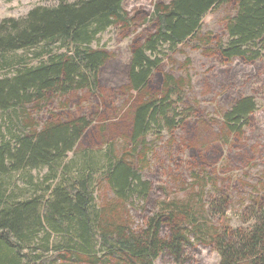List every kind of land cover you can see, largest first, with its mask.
<instances>
[{
    "label": "trees",
    "instance_id": "trees-1",
    "mask_svg": "<svg viewBox=\"0 0 264 264\" xmlns=\"http://www.w3.org/2000/svg\"><path fill=\"white\" fill-rule=\"evenodd\" d=\"M124 1L59 0L52 7L31 9L22 20L0 22V70L5 69L0 113L25 119L14 124L18 133L9 138L0 134V264H154L163 255L182 264L193 242L215 252L219 264H264V194L249 210L246 227L225 223L228 200L207 203L204 188L187 202L161 201L138 229L127 207L133 198L145 199L151 192L150 182L142 178L155 144L147 136L172 135L184 121L177 120L176 108L190 83L164 72L162 48L175 52L192 43L224 63L239 59L252 64L264 51V0H157L152 12L142 8L131 13ZM223 5H232L235 13L226 21L224 43L200 35L205 18ZM145 22L153 31L143 43L139 35L132 41L124 86L131 123L119 152L111 142L102 152L77 151L91 131L84 116L62 120L58 115L40 127L33 122L25 107L53 95L103 90L100 70L112 57L92 49V42L112 26L126 35ZM39 46L28 56L38 61L35 66L26 58L5 59ZM256 108L252 97H241L221 114L228 137L242 135ZM42 168L47 169L43 181L30 178L26 189L10 188L13 174ZM103 184L114 199L97 204L96 188Z\"/></svg>",
    "mask_w": 264,
    "mask_h": 264
},
{
    "label": "rangeland",
    "instance_id": "rangeland-1",
    "mask_svg": "<svg viewBox=\"0 0 264 264\" xmlns=\"http://www.w3.org/2000/svg\"><path fill=\"white\" fill-rule=\"evenodd\" d=\"M156 1L125 0L122 5L127 13L142 8L152 12ZM162 1L167 3L170 0ZM58 2L0 0V22L7 18L22 20L31 9L52 7ZM233 12L232 5L221 6L205 18L200 35L209 34L223 43L227 42L225 25L227 19L235 14ZM151 31L150 22L136 24L126 35L118 26L108 28L91 45L92 49L104 50L112 57L100 70L103 90L95 94L79 91L65 97L53 95L39 105L25 107L30 118L40 127L58 115L62 120L84 116L92 123L91 131L77 145V151L102 152L106 143L111 142L119 152L122 135H126L131 123L129 106H126L129 98L124 86L128 83L132 41L139 35V41L143 43ZM40 46L17 51L5 59L26 58L29 65L35 66L38 61L28 56L32 51L38 52ZM162 53L164 72L184 77L190 84L185 89L184 102L176 108L179 114L177 120H184L183 123L176 126L172 135L163 131L156 140L152 134L147 136L146 140L155 141V144L148 154L149 166L142 171V178L150 182L151 192L145 199L135 197L128 202L134 227L141 228L157 211L161 201L187 202L201 188H204V201L207 203L215 199L228 200L225 223L234 228L246 227L250 224L249 210L264 194V51L262 57L252 64L239 59L224 63L218 56L209 57L194 49L192 43L178 47L175 52L164 47ZM4 71L0 70V78L5 76ZM14 71L15 68H12L11 74ZM155 81L154 75L152 83ZM241 97H252L257 108L242 135L228 137L221 125V114ZM24 120H11L0 113V134L9 138L11 134L18 133L19 129L14 124ZM78 161L83 162V156L79 155ZM46 173L45 168L24 175L16 173L8 182L10 188L26 189L30 178L33 183L40 182ZM95 197L97 204L114 199L113 193L104 184L100 188L97 186ZM154 264L175 263L170 256L163 255ZM182 264H219V257L193 242L186 247Z\"/></svg>",
    "mask_w": 264,
    "mask_h": 264
}]
</instances>
